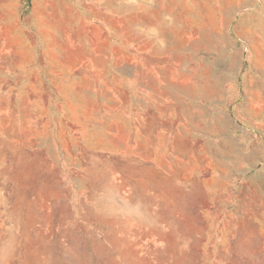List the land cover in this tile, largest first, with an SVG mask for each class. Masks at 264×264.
Wrapping results in <instances>:
<instances>
[{
    "label": "rangeland",
    "instance_id": "1",
    "mask_svg": "<svg viewBox=\"0 0 264 264\" xmlns=\"http://www.w3.org/2000/svg\"><path fill=\"white\" fill-rule=\"evenodd\" d=\"M0 264H264V0H0Z\"/></svg>",
    "mask_w": 264,
    "mask_h": 264
},
{
    "label": "trees",
    "instance_id": "2",
    "mask_svg": "<svg viewBox=\"0 0 264 264\" xmlns=\"http://www.w3.org/2000/svg\"><path fill=\"white\" fill-rule=\"evenodd\" d=\"M23 1H24L25 5H28L29 0H23Z\"/></svg>",
    "mask_w": 264,
    "mask_h": 264
}]
</instances>
